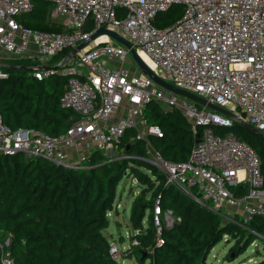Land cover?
I'll list each match as a JSON object with an SVG mask.
<instances>
[{
	"label": "built area",
	"instance_id": "built-area-1",
	"mask_svg": "<svg viewBox=\"0 0 264 264\" xmlns=\"http://www.w3.org/2000/svg\"><path fill=\"white\" fill-rule=\"evenodd\" d=\"M35 1L0 0V54L34 60L32 76L37 81L56 73L63 76L66 83L60 107L78 119L65 134L51 137L13 131L0 117V154L42 158L74 169L93 150L114 153L125 132L134 130L135 140L146 142L145 156L137 159L161 173L164 186L222 214L228 223L237 224L239 214L244 223L264 216L257 155L232 133L214 132V127H232L233 120L160 87L145 74L131 75L123 67L129 52L108 35L103 34L105 41L96 39L59 69L39 68L103 28L147 57L163 82L234 114L264 134V0H42L52 3L53 17L64 18L62 33L31 31L16 22V17L32 12ZM172 6L182 7V17L173 25L156 28V16ZM112 60L119 64L110 67ZM6 77L0 71V80ZM153 101L180 111L191 123L196 141L186 162L166 161L141 136L139 127L146 129L147 136H161L157 127H148L142 119L146 105ZM119 111L126 112V117L110 122ZM70 150L78 152L75 163L68 159ZM239 186L246 188L242 197L231 191ZM151 216L154 246L159 248L162 230L180 220L160 207L159 197ZM138 244L132 239L122 251L111 245L110 255L118 262ZM7 247L8 240H0V264H14Z\"/></svg>",
	"mask_w": 264,
	"mask_h": 264
},
{
	"label": "trees",
	"instance_id": "trees-1",
	"mask_svg": "<svg viewBox=\"0 0 264 264\" xmlns=\"http://www.w3.org/2000/svg\"><path fill=\"white\" fill-rule=\"evenodd\" d=\"M42 0H36L31 13L16 17L25 29L44 33H62L63 25L52 23ZM180 8L179 11L175 9ZM168 13V14H167ZM182 17V7L172 6L153 21L156 28L173 25ZM90 30V29H88ZM70 51L62 52L47 62H59ZM2 66L34 67L28 58L1 60ZM7 77L0 80V117L13 131L29 130L57 137L66 133L78 117L60 107L59 99L66 80L59 73L42 81L32 72L1 67ZM148 127H157L161 136H147L146 141L171 163L188 160L196 136L188 119L176 109H165L150 102L142 113ZM224 136L232 133L249 146L260 161L264 189V137L233 122L232 127H214ZM198 130L197 134L200 135ZM136 131L125 132L118 149L124 158L108 160L102 152L91 151L88 159L74 169H64L42 158L0 154V240H8L7 252L14 264H117L110 255V243L103 231L108 214L116 212L115 199L121 180L131 175L142 187L132 201L129 223L132 239L125 256L139 264H205L212 248L224 236L233 241L230 252L243 254L255 241H260L264 258V216H254L244 223H228L222 214L193 201L173 187L164 186V176L139 160L145 156L146 142L135 140ZM149 173V174H148ZM242 197L246 188H231ZM264 191V190H263ZM150 196L146 198V194ZM159 197L163 210H171L180 221L162 230L163 245L155 248L152 208ZM150 209L146 225L143 219ZM138 231V234L134 232ZM126 253V252H125ZM146 256L143 257V254ZM258 264H264L262 259Z\"/></svg>",
	"mask_w": 264,
	"mask_h": 264
},
{
	"label": "rangeland",
	"instance_id": "rangeland-1",
	"mask_svg": "<svg viewBox=\"0 0 264 264\" xmlns=\"http://www.w3.org/2000/svg\"><path fill=\"white\" fill-rule=\"evenodd\" d=\"M45 6L49 11L52 10L53 8L51 2H47ZM179 10L180 8L176 7L175 11H179ZM48 16L50 19L51 17L53 18L52 12H49ZM52 21H54L57 24H61L64 22V18L54 17ZM103 40L104 39H101L100 41ZM138 55L140 56L143 63H145V65H147V67L151 69L152 66H150V64L148 65L149 62L146 59H143L140 54ZM124 66L126 68H130V70L133 72L134 71L137 72V65L134 59L130 55L127 56ZM153 73L157 75V70H154ZM123 113L124 111L120 112V114ZM139 129L141 136L147 139L146 129L142 127H139ZM106 156H108L106 157L108 160H120L125 157L122 149H118V148L114 149V153H110ZM140 190H142V187L139 185L137 180H134L131 175L125 176L117 187L115 206H116V212L118 214L116 215L115 212L113 211L107 217L108 226L103 231V235L108 240L110 245L116 246L121 251L124 250L125 247L127 248L129 246V240L126 238V233L128 232L130 233L131 231L130 230L131 227L129 223V212L132 201L134 197L138 195L139 192H141ZM150 194L151 193L148 192L146 194V198H148ZM262 204L264 205V199H262ZM149 211L150 209H147L145 212V216L143 219V226L146 225V220ZM232 245H233V241L228 242V240L223 239L221 242L215 245L212 248V250L209 252L205 264H258L262 259H264L262 258L263 256L259 255L263 251V246L258 240L255 241L253 245H250L249 248H247L246 251L239 256L235 252H230V248L232 247ZM117 264H139V263L136 262L133 258L127 259L123 257L122 260L118 261ZM144 264H149V260L148 259L145 260Z\"/></svg>",
	"mask_w": 264,
	"mask_h": 264
},
{
	"label": "water",
	"instance_id": "water-1",
	"mask_svg": "<svg viewBox=\"0 0 264 264\" xmlns=\"http://www.w3.org/2000/svg\"><path fill=\"white\" fill-rule=\"evenodd\" d=\"M108 35L109 37H111L112 39H114L117 43L123 45L126 50L129 52L130 56L134 59L137 67L139 68V70L141 71V73L145 74L146 76H148L150 79H152L154 82H156L160 87L171 91L179 96L185 97L195 103L201 104L203 106H206L207 108L216 111L230 119L233 120V122L245 127L246 129L264 137V134L257 131L253 126H251L250 124L246 123L244 120H242L241 118L235 116L234 114L223 110L217 106H215L214 104L207 102L206 100H203L201 98H198L197 96L182 91L180 89L174 88L173 86L163 82L162 80H160L148 67L147 65H145V63H143V61L141 60L140 56L136 53V51L132 48L131 44L125 40L124 38H122L120 35L111 32V31H107L103 28L99 29L95 34L91 35L90 38L86 41L83 42L82 44L78 45L76 48L72 49L70 52H68L65 57L54 67V69H59L64 63L68 62L69 60H71L79 51H81L82 49L86 48L89 44L93 43L97 37H99L100 35ZM1 67H5V68H10V69H18V70H26V71H30L33 72L34 68L33 67H17V66H2ZM40 70L42 71H46L48 69H50L49 67L43 66V67H39ZM146 256V254H143V257Z\"/></svg>",
	"mask_w": 264,
	"mask_h": 264
},
{
	"label": "crops",
	"instance_id": "crops-1",
	"mask_svg": "<svg viewBox=\"0 0 264 264\" xmlns=\"http://www.w3.org/2000/svg\"><path fill=\"white\" fill-rule=\"evenodd\" d=\"M35 3V2H34ZM51 12V11H50ZM19 17V16H18ZM54 18V17H53ZM52 17H51V19H50V21L52 22V23H55L54 21H52V19H53ZM55 24H57V23H55ZM59 25H63V23H61V24H59ZM10 59H13V58H9V57H6V56H3L2 54H0V61L1 60H10ZM126 61V60H125ZM125 61L123 62V67H125L124 66V63H125ZM59 62L57 61V62H55L54 64H51V65H49V64H47V62H46V67H49V66H56L57 64H58ZM117 63L119 64V62L117 61V60H112V61H109V66L110 67H115L116 65H117ZM1 65V64H0ZM45 65V64H44ZM126 68V67H125ZM128 70H129V72H130V74L131 75H134V76H138V75H142L143 73H141V71L139 70V68L137 67V72H133V71H131L130 70V68H127ZM120 112L121 111H119V112H117V113H115L111 118H110V122H114L115 120H117V119H119V118H121V117H126V112H124L123 114H120ZM103 154H105V153H103ZM108 154H110V152L109 153H107V154H105L104 156L105 157H108V156H106V155H108ZM68 159H69V161H70V163H75L76 162V158H77V156H78V152L76 151V150H70L69 151V153H68ZM118 207V206H117ZM115 214L117 215L118 213L117 212H115ZM110 215V213L108 214V216ZM241 216H242V214L240 215H238L237 216V218L236 219H241ZM242 220V219H241ZM130 230H131V228H130ZM129 233V232H128ZM128 233H126V238L129 240V238H130V236L129 235H131V231H130V233H129V235H128ZM126 248V247H125Z\"/></svg>",
	"mask_w": 264,
	"mask_h": 264
},
{
	"label": "bare ground",
	"instance_id": "bare-ground-1",
	"mask_svg": "<svg viewBox=\"0 0 264 264\" xmlns=\"http://www.w3.org/2000/svg\"><path fill=\"white\" fill-rule=\"evenodd\" d=\"M101 39H104L103 41H105L106 40V37L104 36V35H102V36H100V37H98L97 38V41L96 42H101L100 40ZM141 57L143 58V59H146L149 63H148V65L150 64V66H152L151 68H153L154 67V65H153V63L147 58V57H145L144 55H142L141 54ZM145 61V60H144ZM146 62V61H145ZM147 63V62H146Z\"/></svg>",
	"mask_w": 264,
	"mask_h": 264
}]
</instances>
